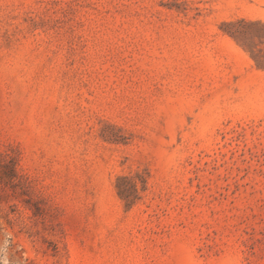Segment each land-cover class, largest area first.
I'll use <instances>...</instances> for the list:
<instances>
[{
    "label": "rangeland",
    "instance_id": "1",
    "mask_svg": "<svg viewBox=\"0 0 264 264\" xmlns=\"http://www.w3.org/2000/svg\"><path fill=\"white\" fill-rule=\"evenodd\" d=\"M0 264H264V0H0Z\"/></svg>",
    "mask_w": 264,
    "mask_h": 264
}]
</instances>
